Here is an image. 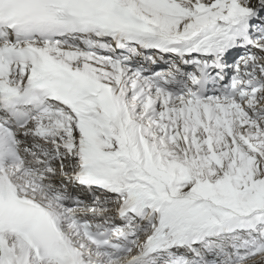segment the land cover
Wrapping results in <instances>:
<instances>
[{
	"label": "snow or ice",
	"instance_id": "obj_1",
	"mask_svg": "<svg viewBox=\"0 0 264 264\" xmlns=\"http://www.w3.org/2000/svg\"><path fill=\"white\" fill-rule=\"evenodd\" d=\"M0 264H264V0H0Z\"/></svg>",
	"mask_w": 264,
	"mask_h": 264
}]
</instances>
